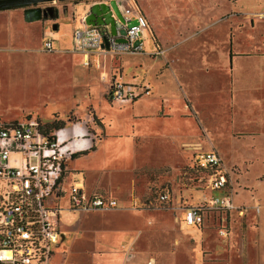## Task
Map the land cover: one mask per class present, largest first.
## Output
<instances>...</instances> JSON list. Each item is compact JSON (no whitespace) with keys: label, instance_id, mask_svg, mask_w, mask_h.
Returning <instances> with one entry per match:
<instances>
[{"label":"rangeland","instance_id":"1","mask_svg":"<svg viewBox=\"0 0 264 264\" xmlns=\"http://www.w3.org/2000/svg\"><path fill=\"white\" fill-rule=\"evenodd\" d=\"M92 1L106 0L58 1V18L36 22L47 25L53 53L37 32L11 40L24 9L0 10V120L49 123L66 112L83 120L96 149L67 161L64 188L79 181L119 201L79 211L64 197V239L51 264H264V0H178V15L170 0H136L156 16L148 20L161 53L149 51L145 36L144 52L92 53L85 65L74 46H63ZM115 78L151 94L141 105L114 102ZM57 81L62 89H52ZM210 150L239 208L205 209L203 223L189 225L186 210L217 194L198 164Z\"/></svg>","mask_w":264,"mask_h":264},{"label":"built area","instance_id":"2","mask_svg":"<svg viewBox=\"0 0 264 264\" xmlns=\"http://www.w3.org/2000/svg\"><path fill=\"white\" fill-rule=\"evenodd\" d=\"M125 23L116 18V34L110 24L92 25L86 22L73 30L74 48L83 53L84 64L90 65L92 53L125 54L145 50L144 38L149 21L135 0H116ZM135 20L136 23L128 24ZM126 28V34L120 30ZM107 37L109 48L103 47ZM124 37V41H119ZM44 49L54 52L50 38ZM157 48L154 53H161ZM150 94L147 85L126 82L115 78L110 89L114 102L130 103ZM46 123L36 117L23 121L0 120V264H51L56 247L61 243L60 214L62 208L56 200L64 192L62 174L65 162L76 152L71 137L64 128L46 131ZM199 166L209 170L208 185L217 194L211 196L209 205L190 207L184 220L189 225L204 221V211L216 208L226 212L238 209L227 192V170L216 151L210 150L199 157ZM71 210H109L119 206V201L108 194L87 192L83 182L75 181L68 192ZM162 201L169 199L160 194ZM241 212V211H240ZM243 213V211H242ZM124 264H131L126 261ZM148 264H155L154 258Z\"/></svg>","mask_w":264,"mask_h":264},{"label":"crops","instance_id":"3","mask_svg":"<svg viewBox=\"0 0 264 264\" xmlns=\"http://www.w3.org/2000/svg\"><path fill=\"white\" fill-rule=\"evenodd\" d=\"M171 1V5H172V8H169L170 10L169 11H173V13H174V15L176 14V15H178L179 13H176L175 12V9H174V5H179V4H177V2H178V0H170ZM186 2L188 1V0H185ZM135 2H136V4H137V6L138 7H140V9L144 12V14L147 16V18H149L150 20H153L154 21V23H155V21L157 20L156 19V16L154 15V12L151 10V8H149V7H147V8H142L139 4H138V2L135 0ZM93 4V1L90 3V6ZM184 7V6H183ZM15 9H21V8H15ZM1 10V9H0ZM3 10H11V9H3ZM3 10H1V11H3ZM178 11V10H177ZM23 20L24 21H22V22H20V25L18 26V24L14 27L13 25L11 26V28L13 29L12 31L13 32H11V34H12V36H11V40H16V39H19V40H26V36L27 37H30V34L31 33H33V32H37L38 34H39V36H40V39H41V41L43 40V39H45L46 37H48V38H50V39H52V41H53V46H54V39H53V37H52V35H51V33L49 32V30L47 31L46 30V28H47V25H45L44 27H41L40 28V26L39 25H37L36 24V22L37 21H39V20H33V21H28V20H26L25 19V17H24V11H23ZM181 16H182V14H181ZM187 18V17H186ZM185 18V19H186ZM190 19V18H189ZM149 21V20H148ZM180 21H182V20H180ZM183 23H186V24H188L187 23V21L185 22V21H183ZM196 24H199V22H197V20H196V22H195ZM63 24H66L65 22L63 23ZM196 24H189V25H196ZM183 25H185V24H183ZM56 29L55 30H58V32L55 34L57 37H60V32H59V29H60V27H61V25H60V27L58 28V25L56 24ZM65 26V25H64ZM63 26V27H64ZM77 27V26H76ZM15 28V29H14ZM5 29H7V25H5ZM50 29V28H49ZM15 30V31H14ZM74 30V29H73ZM73 30H71L70 31V36H69V44H67V45H65V46H63V49L66 47V46H74V41H73ZM3 35V34H2ZM24 36H25V38H24ZM0 37H1V34H0ZM146 37H147V39H148V42L151 44V49L149 50L150 52H151V50H156L157 48H160L161 47V44H160V42H158V40H157V38H156V36H155V34H154V32L151 30V28H150V23H149V29H148V33H146ZM47 39V38H46ZM23 47H28V45H24ZM145 50H146V47H145ZM144 50V51H145ZM143 51V52H144ZM148 51V52H149ZM49 53H53V52H49ZM63 53H64V51H63ZM78 55H81L82 56V58H83V61H84V55H83V53H81V52H79L78 53ZM97 55H103L104 57H106L107 55H109V54H103V53H97ZM112 55V54H111ZM160 55V54H159ZM230 56H231V53H230ZM125 75L126 74H124L123 75V78L125 77ZM131 78H132V76H131ZM113 81V80H112ZM58 82V81H57ZM113 83V82H112ZM112 83H111V85H112ZM133 83H137V84H139L137 81H135V82H133ZM111 85H110V89H111ZM62 89L63 88V86L61 85V83L60 82H58V83H56L53 87H52V89ZM110 92V91H109ZM152 92V91H151ZM151 94V93H150ZM147 96H149V94L148 95H145V96H143V97H141V98H139V99H137V103H142V99L143 98H145V97H147ZM136 101V100H135ZM154 101L155 100H153L152 98H151V100H149L148 102L149 103H154ZM130 103H132V102H130ZM141 103H140V105H141ZM148 103V104H149ZM146 105V103L143 105V106H145ZM153 107H155V105H152ZM72 107V106H71ZM152 107V108H153ZM69 111V110H68ZM75 112H76V114L77 113H80V112H78V111H76L75 110ZM67 113L68 112H66V115L65 116H61V114L59 115V119H61V120H64L65 122H66V124H65V126L63 127L64 129H65V131H66V133H67V135L68 136H70V137H74V142H72L71 144H73L72 146L74 147V148H76V152L75 153H82V152H86L87 150H89L90 148H91V146H92V144H93V139L91 138V137H88L87 136V127H86V125H85V123H84V121L82 120V121H78V122H73L72 120L70 121V120H68V117H67ZM36 118H38V117H36ZM39 119V118H38ZM39 120H41V119H39ZM42 121V120H41ZM42 122H44V121H42ZM45 123V122H44ZM76 146V147H75ZM99 150V148L96 150V151H98ZM94 151V150H93ZM74 153V154H75ZM92 153V152H91ZM72 159V157H70V158H68L67 160H66V162H65V164L67 163V161H69V160H71ZM76 159V158H75ZM74 159V160H75ZM78 159V158H77ZM71 162H73V160L71 161ZM68 169H69V167H67ZM63 181H64V179H63ZM74 183V181L71 183V185ZM63 187H64V182H63ZM85 190L87 191V192H93V191H97V192H100V191H98V190H96V189H94V190H89L88 188H86L85 187ZM68 192H69V188L67 189H65L64 188V192L60 195V197L56 200V205H58V206H60L61 208H62V206H61V201H62V199L64 198V197H68ZM211 192H213L212 190H211ZM102 193V192H101ZM105 194H107V193H105ZM110 196H113V195H111V194H109ZM213 195V194H212ZM211 195V196H212ZM114 197V196H113ZM67 208H68V198H67ZM63 209V208H62ZM69 209V208H68ZM61 213H62V211H61ZM60 216H61V214H60ZM61 219V218H60ZM197 226V225H196ZM60 229H61V227H60ZM61 232H62V230H61ZM63 234V233H62ZM62 239H64V235L62 236ZM60 246V245H59ZM51 260H52V258H51Z\"/></svg>","mask_w":264,"mask_h":264},{"label":"water","instance_id":"4","mask_svg":"<svg viewBox=\"0 0 264 264\" xmlns=\"http://www.w3.org/2000/svg\"><path fill=\"white\" fill-rule=\"evenodd\" d=\"M51 1L54 0H0V8ZM53 9L54 7H48L46 9H42L40 7H27L24 9V17L28 21L42 20L43 17L47 15V11H51ZM116 18L125 23V19L116 0H109V2L104 1L92 4L89 13L86 16V22L92 25L110 24L112 33L116 34ZM135 23L136 21L132 20L128 24V27ZM120 32L121 34H126V28L121 29ZM118 40L124 41L125 39L124 37H119ZM103 47L106 49L109 48L107 37L104 38Z\"/></svg>","mask_w":264,"mask_h":264},{"label":"flooded vegetation","instance_id":"5","mask_svg":"<svg viewBox=\"0 0 264 264\" xmlns=\"http://www.w3.org/2000/svg\"><path fill=\"white\" fill-rule=\"evenodd\" d=\"M64 2L66 0H54L51 2H40V3H35V4H27V5H20V6H11V7H3L1 8V10L3 9H15V8H27V7H40L42 9H46L48 7H54L53 10L51 11H47V15L43 17L42 20H46V19H56L58 18L59 14H60V9H59V5H57V2ZM68 1H79V0H68ZM97 2H104V1H94V3ZM106 2H109V0H106ZM65 7V6H64Z\"/></svg>","mask_w":264,"mask_h":264},{"label":"trees","instance_id":"6","mask_svg":"<svg viewBox=\"0 0 264 264\" xmlns=\"http://www.w3.org/2000/svg\"><path fill=\"white\" fill-rule=\"evenodd\" d=\"M1 9V8H0ZM58 115H55V119L49 123H46V127H47V130L46 131H53V130H57V129H60V128H63L66 124V122L64 120H61L58 118ZM96 149V146L95 144H93L90 148L91 151L95 150ZM88 152H82V153H75L72 155L73 158H78L80 157L81 155H84V154H87ZM66 165V164H65ZM64 171H65V168H64ZM63 171V174H62V181L64 179V175H65V172Z\"/></svg>","mask_w":264,"mask_h":264}]
</instances>
